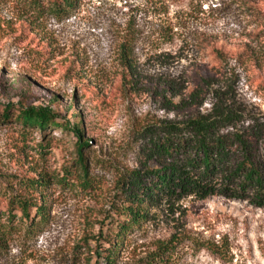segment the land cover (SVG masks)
Returning a JSON list of instances; mask_svg holds the SVG:
<instances>
[{"label": "rangeland", "instance_id": "1", "mask_svg": "<svg viewBox=\"0 0 264 264\" xmlns=\"http://www.w3.org/2000/svg\"><path fill=\"white\" fill-rule=\"evenodd\" d=\"M73 2L0 0V264H106L97 238L118 232L134 174L169 165L172 126L248 137L264 171V0ZM29 106L60 126L17 120ZM76 116L83 156L63 126ZM249 195L153 196L115 264H161L171 240L177 264H264V196Z\"/></svg>", "mask_w": 264, "mask_h": 264}, {"label": "trees", "instance_id": "2", "mask_svg": "<svg viewBox=\"0 0 264 264\" xmlns=\"http://www.w3.org/2000/svg\"><path fill=\"white\" fill-rule=\"evenodd\" d=\"M73 4V0H53V13L61 15L70 10ZM11 107L5 106L4 115L8 118L11 116ZM16 111L17 120L29 127L45 131L52 126H60L57 114L49 106L16 107ZM74 119L73 125L63 126L77 135V151L83 156V150L88 147L89 142L84 140L82 121L78 116ZM189 126L194 130L189 138L184 137L179 127L172 126L167 142L161 146L157 145L160 153L170 157L169 165L162 169L147 170L144 175L138 172L134 174L130 184L126 185V205L118 212L122 219H117L115 223L117 235L113 231L114 228L110 230L112 225L107 223V233L97 238L98 252L101 255L104 251L106 264H115L122 235L146 219L145 206L153 196L185 192L205 198L221 192L228 198L246 199L250 196L249 192L255 189V200H262L264 171L262 163L256 157L254 142L242 135L232 138L217 135L214 123L205 118L191 120ZM227 166L231 167L222 178L224 189L218 191L217 176L222 174ZM79 183L82 185L85 181ZM22 210L28 212L26 203ZM175 245L174 240L164 243L155 258L161 264H177L174 256Z\"/></svg>", "mask_w": 264, "mask_h": 264}]
</instances>
